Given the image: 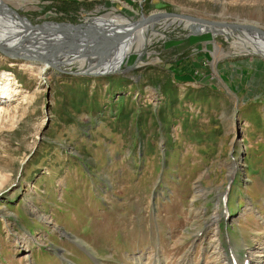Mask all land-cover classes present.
Returning a JSON list of instances; mask_svg holds the SVG:
<instances>
[{
	"label": "rangeland",
	"instance_id": "1",
	"mask_svg": "<svg viewBox=\"0 0 264 264\" xmlns=\"http://www.w3.org/2000/svg\"><path fill=\"white\" fill-rule=\"evenodd\" d=\"M0 2L76 32L155 12L264 30V0ZM156 29L147 64L96 77L0 53V192L20 174L0 194V264H264V59Z\"/></svg>",
	"mask_w": 264,
	"mask_h": 264
},
{
	"label": "bare ground",
	"instance_id": "2",
	"mask_svg": "<svg viewBox=\"0 0 264 264\" xmlns=\"http://www.w3.org/2000/svg\"><path fill=\"white\" fill-rule=\"evenodd\" d=\"M158 13L159 12H155L148 16L140 15V18L146 20L140 22L138 19L132 23H127L126 26L113 24L106 25L105 27H96L94 29L90 28L83 30L79 28V31L76 32L75 28L84 27V25L59 22L49 24L45 27H31L26 22L17 21L11 12L0 2V44L3 45L9 53L14 52L22 56L23 58L21 59L23 60L35 61L40 64V72L44 73L46 69H55V67L66 68L67 64L73 62V60L78 61L83 59V56H81L82 53L79 54V47H76L74 50L76 58H70L71 55L67 53L68 51L65 47L67 44L71 43L72 40L80 41L84 44L91 40L95 41V44H110L115 38L121 37L124 34L122 33L124 30L129 31L124 37L125 40H123L121 45L115 50L116 53L105 54L102 62H96L94 57L88 58L89 60H86L87 63L84 60L83 62L85 63H83V67H81H88L90 69L96 68L99 71H111L129 65L128 63L132 59H134V61H132L131 65L143 63L138 59H142V57L148 55V52H144L146 45L150 43L153 37L160 35V33L156 31V28L167 29L171 26L182 25L184 29L190 32L193 40L209 38L216 34H223L227 40H229V37L234 38L230 43L231 49L237 48L241 53H254L264 59V30L256 25L255 22H247L246 20L243 22L208 20V22H210L209 24L202 25L205 23H195L180 17L156 16ZM212 21L222 24L214 25L211 23ZM139 26H141L140 31L136 30ZM52 28H59L63 33L51 34ZM59 54L68 56V59L65 57L67 59L65 62L57 61L55 56H59ZM4 55L13 58L11 54ZM2 84L0 88H7L4 86L5 84ZM234 164L236 165V163ZM232 173L233 171L230 175ZM231 258H234V256L231 255ZM227 260L228 258H226V261ZM184 261L185 259H183L181 264H183Z\"/></svg>",
	"mask_w": 264,
	"mask_h": 264
},
{
	"label": "water",
	"instance_id": "3",
	"mask_svg": "<svg viewBox=\"0 0 264 264\" xmlns=\"http://www.w3.org/2000/svg\"><path fill=\"white\" fill-rule=\"evenodd\" d=\"M156 16L180 17V18H183L185 20H188V21H191V22H195V23L196 22H198V23L202 22V23H205V24H209L210 23V22H208V20H204V19L199 18V17H194V16L186 15V14H179V13H175V12H159L158 14H156ZM139 20H140V22H142V21H145L146 19L139 18ZM211 23H213L214 25H221L222 24V23L213 22V21ZM128 32L129 31L124 30L122 32L124 34L121 37L115 38L110 44H103V43H96L95 44L94 43L95 41H93V40H91L90 42H87V43L84 44V43H81L80 41L72 40L71 43L66 45L65 49L69 52L68 54H70L71 56H75L74 50H75L76 47H79L80 48L79 54L82 53L81 56H83V60L86 61V60H89L88 58L94 57L96 62H102L103 59H104L103 56L105 54H109V53L114 54V53H116L115 50H117V48L121 45L122 41L125 40L124 37L128 34ZM0 53L1 54H11L13 57H16V58H19V59L23 58L22 56L17 55L14 52L13 53H9L8 50L5 49L4 46L1 45V44H0ZM145 64H147V62L140 63L138 66L145 65ZM80 67L81 66H75L73 68H68V69L55 67L54 70L56 72L66 73V74H69V75H72V76H91V77H96V76H99V75H105V74H109V73H113L114 72V71H107V70L99 71L96 68L90 69L88 67L87 68L86 67L85 68H80ZM124 68L130 69L131 66L130 65H126ZM26 159H27V157H26ZM18 176H19V173H18L17 177L15 178V182H13L12 185H10V186L17 185L16 181L18 179ZM10 186H8L7 189H4L2 192L7 191ZM2 192H0V194Z\"/></svg>",
	"mask_w": 264,
	"mask_h": 264
},
{
	"label": "trees",
	"instance_id": "4",
	"mask_svg": "<svg viewBox=\"0 0 264 264\" xmlns=\"http://www.w3.org/2000/svg\"><path fill=\"white\" fill-rule=\"evenodd\" d=\"M176 72V71H175ZM175 72L173 73V75H175ZM188 81V80H187ZM191 82V81H190Z\"/></svg>",
	"mask_w": 264,
	"mask_h": 264
}]
</instances>
